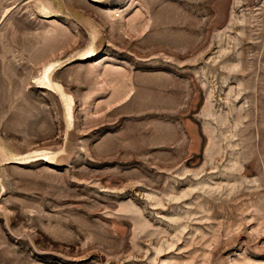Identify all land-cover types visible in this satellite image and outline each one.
Masks as SVG:
<instances>
[{"label":"rangeland","instance_id":"1","mask_svg":"<svg viewBox=\"0 0 264 264\" xmlns=\"http://www.w3.org/2000/svg\"><path fill=\"white\" fill-rule=\"evenodd\" d=\"M0 264H264V0H0Z\"/></svg>","mask_w":264,"mask_h":264}]
</instances>
